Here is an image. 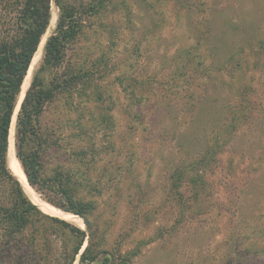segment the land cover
I'll return each mask as SVG.
<instances>
[{"label":"rangeland","instance_id":"obj_1","mask_svg":"<svg viewBox=\"0 0 264 264\" xmlns=\"http://www.w3.org/2000/svg\"><path fill=\"white\" fill-rule=\"evenodd\" d=\"M52 10L18 100L34 75L44 89L71 81L20 142L11 121L25 187L10 173L27 199L45 215L69 213L28 184L19 143L38 155L41 180H69L84 216L63 221L91 236L94 252L126 264H264V0H103L57 69L43 65ZM11 199L0 179V200ZM55 235L56 257L65 243ZM5 243L0 264H15L18 246Z\"/></svg>","mask_w":264,"mask_h":264},{"label":"trees","instance_id":"obj_2","mask_svg":"<svg viewBox=\"0 0 264 264\" xmlns=\"http://www.w3.org/2000/svg\"><path fill=\"white\" fill-rule=\"evenodd\" d=\"M51 2L52 0H0V179L12 195L9 202L0 200V238L6 241V245H12L9 247L10 251L18 246L19 257L17 256L15 264H53L54 259L57 261L56 264H73L76 260L78 264H93L100 254L106 255L101 264H126L128 256H110L105 250L94 252L91 236L86 239L85 231L40 212L24 195L6 163L12 116L35 52L46 33ZM102 2L103 0H90L88 3L80 2L76 7L66 4L64 0H55L59 17L54 33L47 38L43 47L45 67L57 69L61 66L65 46L81 30L84 14H95ZM70 81L71 78L63 80L58 86L44 89L37 75L33 76L30 88L21 101L16 115V136L19 142L21 138L31 134V125L36 123L44 104L52 99L54 91L58 87L69 88ZM16 145L17 158L28 184L41 195L48 192L46 201L54 203L52 199L57 197L64 211L83 217V209L73 202L69 190L64 188L69 180L60 181L61 178L56 177L41 180L38 172L40 165L38 155L25 156L22 154V145L20 143ZM37 223H40V226L36 225ZM55 226L57 227L55 232L65 243V248L56 257L47 251V241L51 235H55L52 230ZM86 227L89 229L88 222ZM39 234L45 241L42 249L38 248L36 242ZM21 237L26 243L25 247L18 241ZM85 241L87 244L84 247ZM69 244L70 248H66Z\"/></svg>","mask_w":264,"mask_h":264},{"label":"bare ground","instance_id":"obj_3","mask_svg":"<svg viewBox=\"0 0 264 264\" xmlns=\"http://www.w3.org/2000/svg\"><path fill=\"white\" fill-rule=\"evenodd\" d=\"M54 19H55V13L53 12V10L52 11H50V18H49V26L51 25V24H53V22H54ZM43 43H44V40H42L41 42H40V44H39V47H38V49H37V51L35 52V55L37 54H39V52H40V49H41V47H42V45H43ZM34 59V58H33ZM32 64V63H31ZM30 69V68H29ZM28 73H29V71L27 72V75H28ZM26 75V76H27ZM27 86H28V80H27V77L25 78V80H24V84H23V86H22V89H21V94H20V100H21V98H22V96H23V94H24V92H25V90L27 89ZM20 100H18V102H17V105H16V110H15V112L13 113V116H12V122H14V119H15V117H16V114H17V110H18V108H19V104H20ZM12 126H11V128H10V131H9V136H8V147H7V160H8V167H9V170L13 173V175L14 176H16L19 180H20V182H22L23 184H24V187H25V184H26V182H25V179H24V177L23 176H21V174H20V171L18 170V168H17V165H16V163H15V160H14V139H13V134H12ZM15 177V178H16ZM19 182V183H20ZM34 199V198H33ZM33 201V200H32ZM36 204H37V202H36ZM38 206L42 209V210H44V211H53V212H55L50 206H48L47 204H41V203H38ZM60 216L62 217V219L63 220H66V221H71V222H74V223H79V220L76 218V216H74V215H72V214H70V213H60ZM82 252V251H81Z\"/></svg>","mask_w":264,"mask_h":264},{"label":"water","instance_id":"obj_4","mask_svg":"<svg viewBox=\"0 0 264 264\" xmlns=\"http://www.w3.org/2000/svg\"><path fill=\"white\" fill-rule=\"evenodd\" d=\"M52 2L55 3V0H52ZM48 26H49V23H48ZM48 26H47V28H48ZM20 104H21V102H20ZM20 104H19V108H20ZM16 115H17V114H16Z\"/></svg>","mask_w":264,"mask_h":264}]
</instances>
